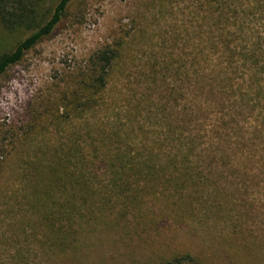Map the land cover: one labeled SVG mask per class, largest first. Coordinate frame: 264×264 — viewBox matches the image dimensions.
Instances as JSON below:
<instances>
[{
	"label": "rangeland",
	"instance_id": "rangeland-1",
	"mask_svg": "<svg viewBox=\"0 0 264 264\" xmlns=\"http://www.w3.org/2000/svg\"><path fill=\"white\" fill-rule=\"evenodd\" d=\"M208 16V0H75L0 77V264H264V100H240L248 72ZM29 32L0 24V53Z\"/></svg>",
	"mask_w": 264,
	"mask_h": 264
},
{
	"label": "trees",
	"instance_id": "trees-1",
	"mask_svg": "<svg viewBox=\"0 0 264 264\" xmlns=\"http://www.w3.org/2000/svg\"><path fill=\"white\" fill-rule=\"evenodd\" d=\"M40 1L0 0V24L7 30L24 28L30 31L13 49L0 53V77L10 67L18 64L28 51L53 34L75 0H56L44 15L39 12ZM208 11L209 16L206 18L209 20L211 46L219 48L229 60L237 59L243 74L248 72V89L241 92L240 100L248 105L260 103V100H264V30L261 33L259 28L262 26L260 17L264 14V0H208ZM119 51L118 46H106L91 57L89 86L96 92L106 87L110 69L120 56ZM221 80L230 87V75L224 74ZM213 92L214 89L211 88L209 93ZM227 120L235 122L237 118L229 115ZM115 157L123 159L121 153ZM177 157L181 158V163L186 160L182 153ZM117 171V168L114 169L115 174ZM161 264L203 263L186 253Z\"/></svg>",
	"mask_w": 264,
	"mask_h": 264
}]
</instances>
